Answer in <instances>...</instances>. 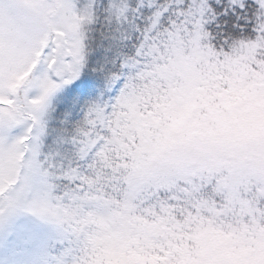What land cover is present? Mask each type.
<instances>
[{
  "label": "snow or ice",
  "instance_id": "obj_1",
  "mask_svg": "<svg viewBox=\"0 0 264 264\" xmlns=\"http://www.w3.org/2000/svg\"><path fill=\"white\" fill-rule=\"evenodd\" d=\"M0 264H264V0H0Z\"/></svg>",
  "mask_w": 264,
  "mask_h": 264
}]
</instances>
